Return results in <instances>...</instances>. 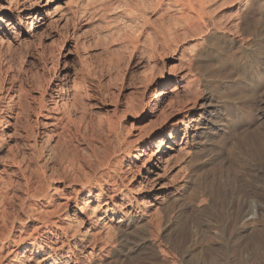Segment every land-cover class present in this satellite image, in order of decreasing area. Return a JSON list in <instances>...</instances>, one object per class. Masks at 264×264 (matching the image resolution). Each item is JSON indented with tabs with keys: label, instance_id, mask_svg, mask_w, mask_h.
I'll return each instance as SVG.
<instances>
[{
	"label": "bare ground",
	"instance_id": "bare-ground-1",
	"mask_svg": "<svg viewBox=\"0 0 264 264\" xmlns=\"http://www.w3.org/2000/svg\"><path fill=\"white\" fill-rule=\"evenodd\" d=\"M37 1L27 5V0H0V32L12 29L10 35H4L6 40L0 37V44L19 41L20 35H36L48 16V2H53ZM172 1V18L177 24L173 31L184 39H176L173 32L167 38L177 45L180 40L188 41L189 47L180 48L178 71L162 78L166 81L172 76L170 85L155 89L150 114L160 115L163 103L171 96L177 103L176 111L183 113L181 118L171 125L166 137L161 132L157 138L153 131L137 144L124 165L130 171L139 167L128 184L123 183L124 170L118 157L123 142L118 139L111 143L114 145L110 141L99 149L95 146L90 154L89 149L78 150L72 161V179L63 184L67 193L58 202H53L52 195L56 187L25 190L27 200L43 202L52 209L37 213L28 204L24 219L16 217L18 243L24 244L17 263L10 264H78L88 257V264H101L94 257L114 243L117 247L110 258L117 261L142 251L148 242L156 254L173 260L189 254L188 242L196 237L192 244L199 252L191 251L194 255L190 260L174 263L264 264V0H239L243 8L234 15L212 14L211 0ZM251 6L254 9L248 12ZM25 19L30 20L29 27L17 31L16 26H22ZM68 82L60 83L58 90L75 104L82 98V90L69 87ZM58 102L53 98L51 108L57 109ZM222 111L229 115L223 117ZM61 122V117L53 116L49 126L57 128ZM219 124L223 134L216 140L213 132ZM3 137L1 131L0 140ZM153 147L155 150H150ZM182 151L185 160L179 170L187 171V176L165 194L162 185L155 188L153 184L166 169L183 160L177 156ZM151 172L154 177L149 179L146 175ZM131 194L142 197L135 200ZM251 201L257 204L255 217L240 225L245 209L254 214ZM4 216H0V264H8L5 249L10 241L17 245L15 226H7ZM146 223L157 229L152 240L151 230L132 233ZM121 225L128 227V232H123ZM28 227L31 232H25ZM159 230L166 236L164 244Z\"/></svg>",
	"mask_w": 264,
	"mask_h": 264
},
{
	"label": "rangeland",
	"instance_id": "rangeland-1",
	"mask_svg": "<svg viewBox=\"0 0 264 264\" xmlns=\"http://www.w3.org/2000/svg\"><path fill=\"white\" fill-rule=\"evenodd\" d=\"M27 1L28 5L37 0ZM48 1L53 2H48L45 24L34 37L26 38L19 34V41L0 44V133L2 131L4 134L0 140V216L2 213L5 215L7 226L14 224L13 238L17 243L11 244L10 241L5 249V255L9 252L8 264L12 261L17 263L24 244L18 243L20 232L18 223L14 222L16 217L24 219L28 204L37 213L52 209L46 208L43 202L27 200L25 190L32 191L42 185L56 187V193L52 195L53 202H58L67 193L64 185L72 179V163L76 153L89 149L90 154L95 146L99 149L110 141V144H115L119 140L123 142L118 154L124 170L123 183L128 184L136 176L139 167L136 171H130L124 165L137 144L143 143L153 131L157 132V138H160L161 132L163 138L166 137L171 125L183 114L176 111L177 103L171 96L163 103L160 115L150 114L155 89L161 85H170L168 80L171 79L172 82V76L169 75L166 81L162 78L165 74L168 76L170 71H178L176 58L180 56V48L189 47L188 41H181L184 39L182 35L177 36L181 43L176 40V35L180 36L181 33L175 34L173 31L177 24L174 22L176 19L172 18L175 16L171 7L172 0ZM211 2L213 4L210 3L209 7L212 14L234 15L239 14L243 8V3L239 0ZM253 9L254 6H251L248 12ZM44 13L46 14V9ZM22 24L23 27L19 24L16 26L17 31L27 29L30 20L25 19ZM8 33H12L10 27L9 32H0V37L6 40L8 37L4 35ZM171 33L176 39L170 38L180 45L167 38ZM66 80L69 81V87L75 85L82 90V98L75 104L71 103L73 98H66L58 90L60 83L63 85ZM71 92L69 89V94ZM50 96L59 101L57 109L51 108L53 98ZM193 103L194 101L189 102L190 105ZM222 113L223 117L229 115L227 111ZM53 116L62 118L57 128L49 126ZM191 116L194 114L191 113ZM200 122L201 120L198 123ZM261 123L264 124V118ZM216 129L218 130L213 132V136L218 140L219 135L223 134V126L214 128V131ZM181 137L182 134L179 141ZM150 150H155V147ZM184 151L177 154L183 160L173 168L166 169L165 175L153 187L162 185L166 194L173 185L183 183L187 176L185 174L188 173L179 170L184 165ZM152 175L151 172L146 176L151 179L154 177ZM147 181L145 180L146 183ZM132 196L135 200L142 197L135 194ZM116 201L120 202L118 199ZM250 204L251 208L254 207V214L245 209L240 225L255 217L253 215L256 214L257 204L254 201ZM152 212L154 213V209ZM119 228L128 232V227L121 225ZM143 229L152 231L151 240L157 232L155 227L148 224L130 230L136 234V230L139 232ZM160 230L158 232L164 239V244L166 236ZM31 231V227L25 229V232ZM39 233L42 235V232ZM192 239L186 245L187 250L190 248L189 254L178 255L177 259L187 261L193 257V252H199L197 245L193 246L197 237L196 240ZM113 245L94 258L101 260V264H179L174 263L178 261L176 258L172 260L156 254V249L150 242L142 251L115 261L110 258L117 247V244ZM88 261L89 257L78 264H88Z\"/></svg>",
	"mask_w": 264,
	"mask_h": 264
}]
</instances>
